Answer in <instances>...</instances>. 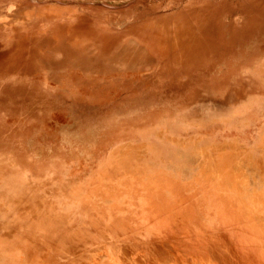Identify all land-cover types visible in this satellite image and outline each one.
<instances>
[{
    "label": "rangeland",
    "instance_id": "rangeland-1",
    "mask_svg": "<svg viewBox=\"0 0 264 264\" xmlns=\"http://www.w3.org/2000/svg\"><path fill=\"white\" fill-rule=\"evenodd\" d=\"M0 264H264V0H0Z\"/></svg>",
    "mask_w": 264,
    "mask_h": 264
},
{
    "label": "bare ground",
    "instance_id": "bare-ground-1",
    "mask_svg": "<svg viewBox=\"0 0 264 264\" xmlns=\"http://www.w3.org/2000/svg\"><path fill=\"white\" fill-rule=\"evenodd\" d=\"M93 7V6H92ZM103 8V7H102ZM132 66V65H131Z\"/></svg>",
    "mask_w": 264,
    "mask_h": 264
}]
</instances>
